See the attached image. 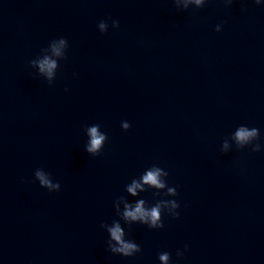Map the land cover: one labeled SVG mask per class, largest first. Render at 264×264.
<instances>
[{
	"label": "water",
	"instance_id": "95a60500",
	"mask_svg": "<svg viewBox=\"0 0 264 264\" xmlns=\"http://www.w3.org/2000/svg\"><path fill=\"white\" fill-rule=\"evenodd\" d=\"M240 125L260 130L259 151L238 149ZM153 165L163 188L142 180ZM141 200L160 203L162 228L124 218ZM116 223L140 252L108 249ZM161 252L264 264V0H0V264H161Z\"/></svg>",
	"mask_w": 264,
	"mask_h": 264
},
{
	"label": "clouds",
	"instance_id": "9594fccd",
	"mask_svg": "<svg viewBox=\"0 0 264 264\" xmlns=\"http://www.w3.org/2000/svg\"><path fill=\"white\" fill-rule=\"evenodd\" d=\"M207 0H174V3L177 9H188L190 6H195L196 8L203 7ZM233 0H224V3L231 4ZM255 3L259 4L260 0H255ZM108 23L106 21H100L98 23V29L100 32H106L108 30ZM112 27L118 28L119 21L113 20ZM221 25L217 24L215 30L220 31ZM58 45L53 43L52 50L53 54L57 57H66V53L61 52V48L68 47V41L66 38L61 37L58 39ZM30 63L35 64L37 61H30ZM39 69L41 72H47L49 77L52 76L53 69L57 67V62L54 59L49 57H44V59L39 60ZM121 127L124 130H127L131 127L128 121H122ZM99 125H94L88 128V134L90 136V141L86 146V151L88 153L93 154V156L98 155L104 145V141L106 139L105 134H101L98 131ZM234 140L238 145V149H243L245 146L251 145L252 151H259L261 148L260 143H254V141H258L260 138V130L256 127L249 128L246 125H240L236 128L233 136ZM225 149L227 148V144L224 145ZM162 168L153 165V167L143 175L142 180L145 184L153 185L156 188H163L165 185L160 181L159 177L161 174ZM168 175V172L164 173ZM36 180L39 181L40 186L47 188L49 191H59L60 184L58 182L53 183L52 179H49L50 174L46 173L43 169H36L35 173ZM141 187L139 183L133 182L132 186L128 188V191L135 195L136 189ZM158 194V193H157ZM168 194L173 196L177 195V191L175 187L168 188ZM171 213L170 215L173 218H178L179 213L176 209L179 208V203L176 200H172L171 202ZM144 201H139L134 209H131L130 206L125 205V211L123 216L125 219H130L132 221H139L143 224L148 225L149 228H162L163 222L160 213V203H158L155 207H152L150 210H146L144 207ZM102 227H106V224H102ZM107 232L110 234L109 239L107 241L108 249L114 254H121L123 256H132L137 252L141 251L140 245L136 242L125 239V231L122 230L119 223H116L115 226L107 228ZM185 249H187V245H185ZM176 255L182 256L183 253L181 251H177ZM159 260L161 264H169L170 262V253L161 252L159 254Z\"/></svg>",
	"mask_w": 264,
	"mask_h": 264
}]
</instances>
